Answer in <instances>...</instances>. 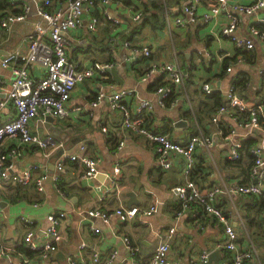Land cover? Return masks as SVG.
<instances>
[{"label": "crops", "instance_id": "crops-1", "mask_svg": "<svg viewBox=\"0 0 264 264\" xmlns=\"http://www.w3.org/2000/svg\"><path fill=\"white\" fill-rule=\"evenodd\" d=\"M15 1V9L29 8L22 0ZM151 1L158 0H112L108 12L117 20L116 23L105 20L97 6H92L81 15L80 26L69 31L66 37L67 55L77 67L92 69L98 64L110 63L111 68L116 70V80L110 73L101 75L94 71L91 78L77 81L66 103L68 109L79 107L80 110H69L68 115L61 119L46 117L44 121L36 118L29 120L28 129L31 133L50 139L58 147H51L46 153L36 146L27 145L20 156L8 160L15 173L31 166L35 168L28 185L19 186L7 182L0 184V245L10 249L0 256V264H62L67 258L87 260L90 248L99 251V264H103L113 249L117 250L118 256L112 264H128L131 258L123 246V236H127L137 248L135 259L138 264H148L153 250L171 226H175V231L169 240V259L179 260L181 264H198L201 252L214 251L217 240L223 237L221 224L204 216L199 208L196 209L197 213L191 209L182 210L181 215L176 218L180 207L173 188L185 182L180 171V158L174 157L169 169L157 167L152 145L145 138L117 130L121 114L110 109L106 99L96 108H91L89 102L99 89L105 95H112L122 89L133 90L134 95L125 98L127 105L134 109L139 98L149 100L151 108L144 112L155 131L164 130L172 139L182 142L188 135L199 132L213 140L210 157L197 152L190 175V179L201 190L213 184L244 179L250 166L249 155L243 154L234 163L226 162L223 159L228 146L226 137L241 140L249 133L261 136L262 132L243 129L228 115L222 116L217 124L212 123L209 117L213 111L208 113L204 106L205 93L200 84L209 82L214 91L222 92L238 73H243L249 83L242 94L248 99H259L264 93V48L259 37L251 34V28L264 33V8L250 15H238L240 23L236 34L251 39L253 43V48L243 53L220 34L222 25L226 23L223 11L207 22L186 27L175 26L172 20L180 14V8L186 0H168L169 6L165 9L162 27L154 26L151 29L146 24L136 31L133 26L142 19L132 22L131 16L136 10H142L143 16L145 6L153 12L149 4ZM252 1L228 0L229 4L245 5ZM213 3L212 0H199L198 14L207 12ZM57 8L56 0H51V6L47 9L51 11ZM3 12L0 10V18ZM93 16L97 17L98 23L94 31H89L86 24ZM36 19L34 13L28 14L8 31L0 29V60L8 53L26 52V36ZM123 41L137 49L149 45L150 56L144 57L139 51L133 52L123 47ZM241 55L244 61L237 60ZM172 61L178 64L182 72H187V78L176 88L177 104L171 108L161 106L155 94L159 85L168 83L165 76L155 74L146 80L143 78L149 66ZM40 74L38 69L31 72L34 77H39ZM11 77L9 68L0 66V78L7 83ZM1 97L0 85V99ZM12 116L13 106L6 104L0 110V122ZM180 120H185L186 125L175 126ZM102 127L107 131L103 132ZM118 138L124 139L120 150L116 148ZM16 143L18 141L15 138L2 141L0 152H5ZM74 153L85 154L96 160L97 168L107 173L112 172L114 165L118 163L120 180L117 190L99 202L91 190L93 182H83L79 178L82 167L67 158ZM57 162L62 163L63 169L58 173L60 185L47 179L43 184V191L38 192L34 179L43 174H55ZM260 196L264 198V194ZM248 197L222 196L217 204L225 209L228 220L239 236L240 247H252L255 250V256L245 260V264H264V208L257 211V207L245 206L250 203L251 197ZM120 204L126 207L154 205L156 211L150 216L138 214L123 223L115 217L104 223L99 217L87 214L94 209L112 210ZM56 212L65 213L59 226L62 240L56 251L41 254L29 249V254L23 253L20 247H28L22 241L27 230L21 218L32 221L29 229L34 233L33 240L41 243L46 216ZM148 217H153V221ZM81 243L87 248L80 249ZM226 258L228 253L219 250L217 262L212 261L210 264H218Z\"/></svg>", "mask_w": 264, "mask_h": 264}, {"label": "built area", "instance_id": "built-area-1", "mask_svg": "<svg viewBox=\"0 0 264 264\" xmlns=\"http://www.w3.org/2000/svg\"><path fill=\"white\" fill-rule=\"evenodd\" d=\"M10 8L17 7L15 0H7ZM214 3L207 12L198 14L197 6L199 0H186L180 8V14L175 16L172 23L175 26L186 27L196 25L199 22H207L220 12L225 13L226 23L222 25L220 34L227 37L233 47L240 52H247L253 48L251 39L240 37L236 34L239 27V14L250 15L261 8H264V0H253L250 4L230 3L228 0H212ZM112 0H56L58 8L49 11L51 0L35 1L34 15L37 19L32 24V29L26 36L27 49L25 53H8L0 60V66L9 68L11 73L10 80L6 83L0 78L2 86V97L0 99V110L6 104L13 106L14 116L8 120L0 122V143L4 140L17 139L18 143L10 147L5 152H0V184L2 182L14 185L25 186L31 181V172L35 166H31L22 172L15 173L12 164L8 162L13 157H18L24 151L27 145L36 146L39 149L47 151L52 147L57 148L50 139H43L37 134H33L28 129V122L31 119L44 121L46 117L64 118L69 110H80L79 107L67 108L71 92L77 83L84 78H91L95 73L106 74L105 70L110 69V63L96 65L92 69H79L77 65L67 55L66 37L70 30L79 27L81 24V15L92 6H97L99 13L107 21L116 23L108 12V6ZM5 10L0 18V29L8 31L16 22L23 21L28 15L29 8L24 7L20 13ZM142 16V10H136L131 16L132 22H137ZM98 23L97 17L93 16L86 24L89 31H94ZM251 34L259 37L264 48V33L255 28H251ZM1 38V32H0ZM125 48L133 52H140L144 57H149L151 48L149 45L140 46L139 49L130 47L127 41L121 42ZM207 54V53H206ZM238 61H244L243 55L237 57ZM35 69L41 71L39 77H34L31 72ZM155 74L164 75L168 83L159 85L155 94L158 97L161 106L175 107L177 99L175 91L180 87L184 79L187 78V72H182L175 61L153 64L146 71L147 77ZM246 80L243 87L235 86L234 80L228 84V87L221 93L222 102L210 115L212 123L217 124L220 118L228 115L239 123L243 129L261 130V136H255L251 133L240 139H230L228 136V146L223 153V159L226 162H237L243 154H248L250 166L244 179L227 183L213 184L210 187L201 190L193 180L190 179L191 172L195 165V156L197 152H203L206 156L211 155L213 140L202 133L188 135L184 142L172 139L167 133L155 131L147 113L151 108V102L145 99H138V104L134 109L127 105L125 98L133 96V90H119L114 94L105 95L102 89H99L94 99L89 102L91 108H96L103 99H106L108 106L112 110L118 111L121 116L118 122L117 130L120 132H131L142 136L152 145L154 160L157 167L169 169L174 157L180 158V171L185 178V182L174 186L173 191L179 202L180 210L176 213V218L181 215L182 210L191 209L197 213L196 209L202 210L204 216L211 220H216L221 224L223 237L217 240L214 250H223L228 253V258L221 260L218 264H243L245 260L255 256L254 248L242 249L239 245V236L232 227L227 218L225 209L217 204V200L222 196H260L264 194V104L254 99L245 98L242 94L248 85ZM201 90L205 94H211L214 89L209 82L200 84ZM264 92V91H263ZM168 101V104L166 103ZM195 124L197 120L194 118ZM106 132L105 127L101 128ZM124 145V139L118 138L116 148L121 149ZM83 147L81 146V150ZM73 162L78 163L82 170L79 178L83 182H93L91 190L97 196L99 202L115 192L119 186L120 168L115 164L112 172L107 173L97 168V161L85 154H71L67 156ZM56 173L48 176L40 175L34 179V185L38 192L43 191L45 180L50 179L55 185L58 182V173L61 172L62 163L55 164ZM154 205L147 207L119 205L112 210H89V216H97L102 222L107 223L111 217L117 218L120 222H127L136 215L150 216L155 213ZM65 217L64 212L51 213L46 216V224L42 229L43 242L36 243L33 240V231L29 229L32 221L21 218L27 232L22 241L35 253L48 254L53 253L58 248L62 240V234L59 226ZM175 226L169 227L163 234L161 242L153 250L148 259V264H181L179 260H171L168 257L169 240ZM123 246L130 256L131 261L128 264H138L135 257L137 248L132 244L127 236L122 237ZM84 243L80 244V249H86ZM10 249L0 245V256L5 255ZM213 250H203L199 255L198 264H207L209 255ZM118 256L117 250H111L104 260L103 264H112ZM27 262V260H23ZM100 253L94 248H90L88 259L75 260L67 258L62 264H99ZM30 264V263H29Z\"/></svg>", "mask_w": 264, "mask_h": 264}, {"label": "trees", "instance_id": "trees-1", "mask_svg": "<svg viewBox=\"0 0 264 264\" xmlns=\"http://www.w3.org/2000/svg\"><path fill=\"white\" fill-rule=\"evenodd\" d=\"M174 1L177 2L178 0H174ZM149 4H150V7L153 9V12H150L149 8L145 6L144 14L141 17L142 19L141 22L139 24H134L133 26L136 31L141 30L142 27L146 24H148L151 29L154 28V26L162 27L164 25L165 9L169 6V1L168 0H158L157 2L151 1ZM0 10L2 11L11 10L10 12H13L15 14L20 13L21 11L18 9H11L7 0H0ZM246 80H247V77L245 76V74L238 73L234 77V85L243 87ZM204 96H205L204 106L206 107L208 113H211L222 102V96L218 90H215L211 94H208V95L205 94ZM258 101L264 104V93L259 96ZM162 133H164V130H162ZM58 184L59 182L56 183L57 186ZM249 197H251V199H249L250 203L246 205L244 204L245 206L257 207V211H259V209L264 208V198L263 197L261 196H249ZM20 250L25 254L30 253V250L24 246H21ZM245 262L246 261H244L243 264H245Z\"/></svg>", "mask_w": 264, "mask_h": 264}, {"label": "water", "instance_id": "water-1", "mask_svg": "<svg viewBox=\"0 0 264 264\" xmlns=\"http://www.w3.org/2000/svg\"><path fill=\"white\" fill-rule=\"evenodd\" d=\"M106 73H110L112 74L114 80H116V70L114 68H110V69H107L105 70ZM49 117V116H48ZM175 126H181V125H186V121L185 120H180L178 121L176 124H174ZM129 196L131 197L132 196V193L129 194ZM131 199V198H130ZM132 200V199H131ZM219 257V250H214L210 253L209 255V259H208V264H210L212 261L214 263L217 262V259Z\"/></svg>", "mask_w": 264, "mask_h": 264}, {"label": "rangeland", "instance_id": "rangeland-1", "mask_svg": "<svg viewBox=\"0 0 264 264\" xmlns=\"http://www.w3.org/2000/svg\"><path fill=\"white\" fill-rule=\"evenodd\" d=\"M23 2H25L28 6H29V12L28 14H32L35 12V4H34V1L33 0H22ZM190 120V118H189ZM149 220H152L153 221V217H148ZM145 228V227H144Z\"/></svg>", "mask_w": 264, "mask_h": 264}]
</instances>
